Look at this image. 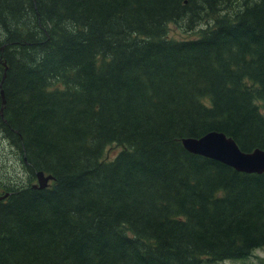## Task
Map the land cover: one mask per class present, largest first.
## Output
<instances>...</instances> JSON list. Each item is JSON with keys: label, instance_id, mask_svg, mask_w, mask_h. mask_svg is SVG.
<instances>
[{"label": "trees", "instance_id": "1", "mask_svg": "<svg viewBox=\"0 0 264 264\" xmlns=\"http://www.w3.org/2000/svg\"><path fill=\"white\" fill-rule=\"evenodd\" d=\"M209 132L264 150V0H0V264L249 259L264 173L183 148Z\"/></svg>", "mask_w": 264, "mask_h": 264}, {"label": "water", "instance_id": "2", "mask_svg": "<svg viewBox=\"0 0 264 264\" xmlns=\"http://www.w3.org/2000/svg\"><path fill=\"white\" fill-rule=\"evenodd\" d=\"M3 99V97H2ZM4 100H2V104ZM181 143L189 153L202 156L223 165H226L237 172L245 174L264 173V150L255 149L245 153L241 151L236 143L218 132H209L199 138H184ZM37 185L34 189H44L48 182L52 180L50 176H44L39 172L36 174ZM8 194L0 197V201L5 199Z\"/></svg>", "mask_w": 264, "mask_h": 264}, {"label": "rangeland", "instance_id": "3", "mask_svg": "<svg viewBox=\"0 0 264 264\" xmlns=\"http://www.w3.org/2000/svg\"><path fill=\"white\" fill-rule=\"evenodd\" d=\"M198 36L197 32H191V33H184L181 30H178L174 25L168 26V37L172 39H192L196 38ZM118 147H112L111 149H108L106 154H108L107 158L112 159L115 154L118 152ZM11 154V151L9 150L7 144H4V141H1L0 139V170L4 173L8 172L4 178H9L12 175H9V173L16 174L19 176V174L22 173L21 169H16V166L12 163V158H8L9 154ZM1 174V172H0ZM16 175V176H17ZM15 176V177H16ZM11 178V177H10ZM256 256V257H255ZM259 260H261L259 262ZM207 264V263H204ZM208 264H264V248L256 249L253 253V255L245 260V261H223V262H217V263H208Z\"/></svg>", "mask_w": 264, "mask_h": 264}]
</instances>
